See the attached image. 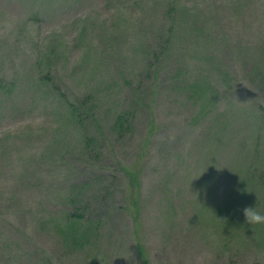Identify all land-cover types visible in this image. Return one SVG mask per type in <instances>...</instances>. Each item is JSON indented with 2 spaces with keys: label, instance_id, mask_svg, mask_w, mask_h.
I'll list each match as a JSON object with an SVG mask.
<instances>
[{
  "label": "rangeland",
  "instance_id": "1",
  "mask_svg": "<svg viewBox=\"0 0 264 264\" xmlns=\"http://www.w3.org/2000/svg\"><path fill=\"white\" fill-rule=\"evenodd\" d=\"M246 207L264 0H0V264H264Z\"/></svg>",
  "mask_w": 264,
  "mask_h": 264
},
{
  "label": "clouds",
  "instance_id": "2",
  "mask_svg": "<svg viewBox=\"0 0 264 264\" xmlns=\"http://www.w3.org/2000/svg\"><path fill=\"white\" fill-rule=\"evenodd\" d=\"M246 223L249 225L264 224V214L259 212L255 207H246L243 209Z\"/></svg>",
  "mask_w": 264,
  "mask_h": 264
},
{
  "label": "trees",
  "instance_id": "3",
  "mask_svg": "<svg viewBox=\"0 0 264 264\" xmlns=\"http://www.w3.org/2000/svg\"><path fill=\"white\" fill-rule=\"evenodd\" d=\"M80 112H81V111H80ZM80 112H78V115H79V116H81ZM122 125H123V121L119 120V121H118V125H117L118 128H121Z\"/></svg>",
  "mask_w": 264,
  "mask_h": 264
}]
</instances>
